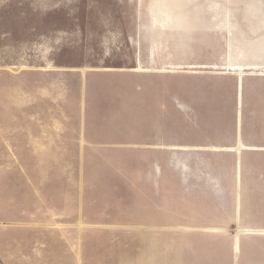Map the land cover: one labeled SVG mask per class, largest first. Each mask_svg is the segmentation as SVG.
<instances>
[{
	"label": "rangeland",
	"instance_id": "374dc122",
	"mask_svg": "<svg viewBox=\"0 0 264 264\" xmlns=\"http://www.w3.org/2000/svg\"><path fill=\"white\" fill-rule=\"evenodd\" d=\"M154 3L149 15L131 17L121 2H112L109 15L110 2L0 0V136L17 147L16 159L0 155L5 156L0 159V264H176L174 226L164 223L195 213L234 214L235 194L222 204L208 193L180 192L169 161L150 160L147 150L127 144L132 138L141 142L143 131L151 137L143 125L153 120L141 107H126L125 70L90 83L87 101L77 73H67L86 64L124 69L126 41L172 40L175 2ZM182 3L188 13L212 9L215 24L225 14L234 26L227 34L230 43L250 36L264 41V32L238 31L260 20L264 0ZM194 19L181 17L183 40L195 39ZM64 73L74 77L67 81ZM56 75L62 81L53 80ZM173 119L172 112L158 118L167 139ZM55 123L62 128L51 127ZM47 133L63 135L64 144H54ZM6 149L0 152L14 151ZM248 179L251 191L244 194L242 217L264 228V177ZM228 228L237 231L235 225ZM243 237L240 264H264V234ZM227 238L179 241L178 260L190 254L193 243V261L197 254L201 264H233V241Z\"/></svg>",
	"mask_w": 264,
	"mask_h": 264
},
{
	"label": "crops",
	"instance_id": "0c3cea01",
	"mask_svg": "<svg viewBox=\"0 0 264 264\" xmlns=\"http://www.w3.org/2000/svg\"><path fill=\"white\" fill-rule=\"evenodd\" d=\"M79 1L110 2V5L121 2L124 4L122 11L131 17L138 13L149 15L155 9L154 2H175V21L169 32L173 33L172 40L126 41L124 69L90 67L86 64L76 72L67 73H77L83 91L81 97L87 101L90 83L102 75L125 70L126 107L130 106L131 110L134 105L141 107V111L151 114L153 120L148 126L143 125V129L152 130L151 137L143 131L141 142L134 143L132 138L127 144L147 150L153 155L150 160L169 161L176 179L175 186L179 187L180 192L208 193L222 204L227 203L230 194H235L234 214L230 217L195 213L168 223L158 222L174 226L175 263L201 264L202 261L197 254L192 260L193 243L190 244V254L183 259L180 255L178 260L179 241H213L218 235H227V240L233 241V264H240L238 259L243 235L264 234V228L255 227L259 223L242 217L244 194L251 191L248 190V178L264 177V41H254L250 36L241 43H230L227 34L234 26L225 22V14H222L221 23L215 24L212 9L204 7L195 13H188L183 8V0ZM113 10L111 5L107 13L112 15ZM185 15L196 17L191 23V27H194L191 31L197 33L191 41L183 40L181 35L186 25L181 24L180 19ZM257 16L260 18L258 22L253 25L246 23L238 31L246 34L264 32V11ZM116 48L120 47L110 46L111 50ZM111 56L114 53L110 52ZM72 75L66 76L64 73L67 77L65 80L70 81L74 77ZM61 77L56 75L53 80L62 81ZM134 81L137 82L136 88ZM33 87L37 88L38 85ZM115 96H118V92ZM167 102L172 103L167 105ZM165 112H172L174 117L172 138L168 139L161 131L164 128L162 122L158 120ZM55 124L51 127L62 128V124ZM44 137L53 138L54 144H64L63 135L47 133ZM11 141H2L0 136V148L14 150L0 152V155L16 159L17 147L8 146ZM0 159H5V156ZM155 168L158 173L161 168L159 163ZM222 204L218 205L221 209L229 207ZM230 225L237 227L233 234L228 233ZM230 235L232 238H229ZM202 250L203 246L200 247Z\"/></svg>",
	"mask_w": 264,
	"mask_h": 264
}]
</instances>
